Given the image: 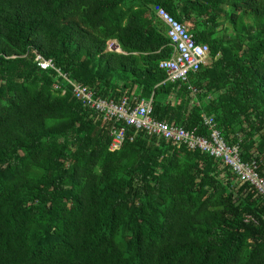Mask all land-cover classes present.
I'll return each instance as SVG.
<instances>
[{"label": "trees", "instance_id": "obj_1", "mask_svg": "<svg viewBox=\"0 0 264 264\" xmlns=\"http://www.w3.org/2000/svg\"><path fill=\"white\" fill-rule=\"evenodd\" d=\"M155 5L209 46L186 82L158 66L173 47ZM34 51L96 96L152 95L160 120L206 134L213 116L264 175V0H0V264H264L248 183L144 131L109 150L111 123Z\"/></svg>", "mask_w": 264, "mask_h": 264}, {"label": "built area", "instance_id": "obj_2", "mask_svg": "<svg viewBox=\"0 0 264 264\" xmlns=\"http://www.w3.org/2000/svg\"><path fill=\"white\" fill-rule=\"evenodd\" d=\"M152 11L164 23L166 35L173 47L172 55L160 60L158 66L165 71V80L186 82L190 73L196 72L208 63L209 46L206 43L197 42L187 26L175 19L164 7L155 5ZM107 49L121 52L115 39L107 40ZM34 52V60L38 66L42 69L48 67L55 69L67 80L74 98L83 107L111 123L109 150L114 151L120 148L129 128L133 131L129 135L130 139L136 132L144 131L150 137L170 140L190 149H199L212 157L219 158L222 164L235 173L238 182L249 184L264 204V175L258 171V161L256 159L244 160L239 144H228L224 140L220 131L215 127L213 116L202 114L203 124L207 127L206 134L198 133L196 128L185 129L175 124L174 121L160 120L153 115L152 95L149 98L138 100L127 95L116 100L96 96L87 85L71 80L61 73L51 58H45L36 51ZM53 86L57 89L61 88L58 82Z\"/></svg>", "mask_w": 264, "mask_h": 264}, {"label": "rangeland", "instance_id": "obj_3", "mask_svg": "<svg viewBox=\"0 0 264 264\" xmlns=\"http://www.w3.org/2000/svg\"><path fill=\"white\" fill-rule=\"evenodd\" d=\"M186 25H187L188 28H190V26H191V22H190V23H187ZM165 100H166L167 102H171V103H173V102H174L173 95L166 96V97H165Z\"/></svg>", "mask_w": 264, "mask_h": 264}]
</instances>
